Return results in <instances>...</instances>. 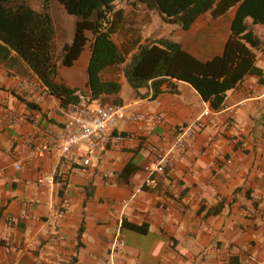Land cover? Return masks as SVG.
Wrapping results in <instances>:
<instances>
[{
  "label": "crops",
  "instance_id": "0c3cea01",
  "mask_svg": "<svg viewBox=\"0 0 264 264\" xmlns=\"http://www.w3.org/2000/svg\"><path fill=\"white\" fill-rule=\"evenodd\" d=\"M119 7L128 18L131 7ZM236 10L219 17L207 12L188 31L173 26L176 41L203 62L221 55ZM260 25L252 29L264 41ZM256 55L262 74L247 75L229 91L215 116L203 117L212 108L186 82H177L176 94L151 99V91L138 96L120 76L121 92L98 103L160 113L166 123L149 130L120 122L118 132L134 140L109 145L82 171L79 161H66L60 152V100L0 40V264H264V50ZM89 59L87 46L73 66L59 67L58 80L89 92ZM24 81L39 91L18 95ZM198 120L190 148L175 151L173 175H156L157 184L145 186L146 143L171 146L179 127ZM35 144L49 150L35 155ZM127 164L132 172L124 177ZM127 224L146 225L148 232ZM117 237L123 245L114 243Z\"/></svg>",
  "mask_w": 264,
  "mask_h": 264
},
{
  "label": "trees",
  "instance_id": "16d2710c",
  "mask_svg": "<svg viewBox=\"0 0 264 264\" xmlns=\"http://www.w3.org/2000/svg\"><path fill=\"white\" fill-rule=\"evenodd\" d=\"M57 1L75 17L73 37L63 44L59 59L55 55L56 31L50 0H43L39 9L28 0H0V40L28 63L48 92L60 100L61 108L77 102V92L81 90L58 80L59 67L73 66L88 44L86 86L91 99L96 101L121 92L118 78L108 81L101 76L105 70L120 65H124L123 78L138 96L143 89L152 92L151 99L176 94L177 82H186L215 111L224 107L228 92L237 88L247 75L262 74L256 66V52L264 50V41L252 26H264V0ZM121 2L156 13L166 24L183 31H188L207 12L219 17L234 6L237 10L222 54L203 62L186 52L180 42L166 37L134 42L133 50H121L113 40L127 26L125 10L119 7ZM131 172L127 164L121 175L127 177ZM126 226L141 234L148 232L146 225Z\"/></svg>",
  "mask_w": 264,
  "mask_h": 264
},
{
  "label": "built area",
  "instance_id": "2783aa9c",
  "mask_svg": "<svg viewBox=\"0 0 264 264\" xmlns=\"http://www.w3.org/2000/svg\"><path fill=\"white\" fill-rule=\"evenodd\" d=\"M40 87L34 83L21 82L16 93L22 97H27L39 91ZM78 101L68 104L60 111L64 118L63 132L60 140V152L66 161H79L82 171L92 165L93 158L105 150L109 145L121 144L134 140L132 135H124L118 132L117 127L120 122L125 121L130 124L143 125L149 130L162 127L166 123V118L160 113H150L144 111H128L124 105L108 104L101 105L96 100H92L88 92L78 91ZM218 111L205 108L203 117L215 116ZM51 116V112H47ZM29 119L25 118V121ZM11 124H17L18 119L10 116ZM35 122V121H34ZM201 120L194 125L179 127L175 137V142L171 146L165 143L147 142L146 148L151 158L150 164L145 167L148 173L144 185L154 187L157 184L156 175L171 177L175 170V151H184L191 146V141L201 128ZM27 144L28 142L25 141ZM212 143L213 139L210 138ZM84 147L85 149H82ZM49 150L47 144L32 145V153L42 156ZM18 169L20 166H17ZM47 183H53V178L48 177ZM60 216L62 213H59ZM114 243L123 245L117 237Z\"/></svg>",
  "mask_w": 264,
  "mask_h": 264
},
{
  "label": "rangeland",
  "instance_id": "374dc122",
  "mask_svg": "<svg viewBox=\"0 0 264 264\" xmlns=\"http://www.w3.org/2000/svg\"><path fill=\"white\" fill-rule=\"evenodd\" d=\"M30 4L35 8H40L43 0H28ZM51 9L50 12L53 16L55 23V55L59 59L62 53V46L64 43L69 42V27H74L75 17L69 15L64 7L57 0H50ZM131 7L130 15L127 18V26L124 31L113 36L114 42L123 51L133 50L134 42H145L149 39H157L166 37L171 40H177L175 35V27L170 24H166L159 15L153 12H149L146 9H140L137 6L129 5ZM259 32L264 31V26H259ZM89 46V44H88ZM132 53V52H131ZM127 55V62L131 58ZM124 65L117 67H111L104 71L106 76H116L120 78L122 76V69ZM127 85V83H126Z\"/></svg>",
  "mask_w": 264,
  "mask_h": 264
}]
</instances>
